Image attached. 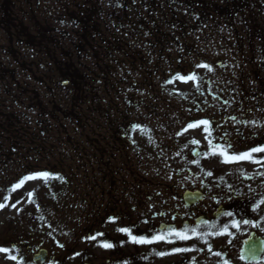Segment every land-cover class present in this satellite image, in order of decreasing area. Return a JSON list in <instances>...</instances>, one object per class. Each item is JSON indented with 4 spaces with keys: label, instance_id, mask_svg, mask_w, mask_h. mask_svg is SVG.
Returning <instances> with one entry per match:
<instances>
[{
    "label": "rangeland",
    "instance_id": "374dc122",
    "mask_svg": "<svg viewBox=\"0 0 264 264\" xmlns=\"http://www.w3.org/2000/svg\"><path fill=\"white\" fill-rule=\"evenodd\" d=\"M34 1L36 0H14V2L9 0L8 3L14 5L16 14L20 16L28 14L24 17L25 24H31L33 27L36 24L38 30L41 29V32L47 36L46 40L56 43L49 44L48 42L44 46V50L34 48L31 50L23 46L16 47V45L8 43L9 34L0 30V61L2 62L0 63V143L4 140L2 138H13L14 140L16 138H37L41 135L39 132L48 131V129H43L42 124L44 123L43 120H46L45 124L52 131L49 132V135H46L48 139L45 140L44 145L35 146L46 147L48 144H52V148L55 149V151H51V154H54V156H51L52 162H55L57 153L71 160L74 153L76 154L79 150L84 152L85 149H89L87 144L93 138L95 130L101 134L104 131L100 128L91 129V112L85 113L86 111H84L88 108L92 110L91 105L86 104L82 106V110H80L81 107L77 110L76 106L80 103L79 101L89 99L84 96L87 94L86 90L89 88L80 86V89L83 91L76 92L74 91L75 87L65 86L63 84L64 79L61 77L62 75L59 76V73L64 72L63 66L71 60L73 62L70 63L72 69H77L80 72L94 71L96 65L94 66L93 64L95 62L93 57H98V54L103 53L107 46H111V44L119 47L122 51V43L127 48L122 52H116L118 54L115 56L116 60L120 62L127 61L126 53L130 52L132 54L130 56H141L142 58L146 56L147 61H150L154 50H150L148 46L154 45H152V38L149 37L150 32L148 29L145 30L142 36L135 31L139 22L136 14L130 13L129 18H125L126 22L124 24L126 25L120 29V25L116 24L117 22H123L120 13L106 5L107 2L105 1L92 3L101 10L98 24L102 31L100 32L101 39L94 38L95 40L90 43L88 48L87 43H80V28L71 27L70 25V19L76 16L75 14L72 15V5L76 3L80 4L79 0L69 2L68 0H48L44 4L40 0L41 5L39 8L30 5ZM157 1L162 4L161 10L159 8L162 11L161 19L159 15L155 17V22L160 24L157 25V28L160 29L162 24H169V11L165 5L168 7L171 0ZM213 1L222 4L227 0ZM256 2L259 3V0H246V3L251 4L253 7ZM253 13L258 14L255 9H252L250 12L248 10L245 13L243 11L239 12L234 17L235 19L227 18L226 20H221L217 17L211 26V30L196 32L193 36L189 35L183 42L185 45L200 47L201 51L206 54L205 57L210 59V62L215 66H217V61L223 62L225 66H228L227 73L237 72L238 30L241 29V33L243 34V31L247 27L244 26L242 18L249 14L253 15ZM28 16H30L32 22L29 21ZM149 16L143 17V14H141L142 20L147 18V22ZM177 16L183 17L180 13ZM150 18H153V16H150ZM150 21L152 24L154 23L153 19ZM32 26H30L31 29ZM258 29L264 34V26H260ZM36 31L34 29L32 31L33 34ZM161 36L163 38L168 37L166 35ZM140 37L141 39L137 40ZM180 49L181 51L178 53V50L175 51L172 47L166 53L167 60L174 61V65H176L179 56H182L180 55L182 48ZM185 58L183 57V60ZM5 67L7 71L3 72ZM119 67H123V65L119 64ZM161 67L165 68L166 71L169 69V66H164L163 64ZM193 70L198 74L208 75V71L202 68H186V72L188 73ZM117 72L116 75L121 77L124 75L125 70ZM210 74H213V71ZM116 75L111 77L110 87L114 85L119 91L126 90L118 83ZM172 75L173 72L171 70L169 74L163 76L165 77L164 80L172 79ZM92 82L90 80L91 84ZM96 82L98 81L96 80ZM164 87L166 89H174L176 92H185L186 90L193 89L194 85L192 82L181 83L176 81L171 84L165 83ZM77 112L81 114L82 118V123L79 124L67 118V113L73 115ZM85 114L88 115V119H91L90 121L84 118ZM165 119L162 118V121L166 122ZM131 120H134L133 115L131 116ZM86 123L89 129L85 127ZM16 134L21 135V137H15ZM169 154L167 153L166 155ZM203 161H200L202 168L204 166ZM26 162H29V160ZM13 163L3 166V171L0 173V197L7 195V189L17 181L12 176L14 174L18 175L20 170L17 171L16 164ZM69 164L72 167L70 170L72 174L71 183L68 185V188L72 189L71 192L65 194L67 192L66 184L68 178L53 177L51 175V178L47 182L43 180L26 181L22 189L11 194L9 203H14L17 199H20L22 202L18 207L23 209V211H17L11 207L0 210V247L12 249L8 254L0 253V264H28L32 262V255L24 245L19 244L18 247L11 246V242L18 243L24 239H29L30 246L32 243L36 246L37 242L41 244L44 241L42 245L50 250L51 255L52 253L57 254L55 259L51 260L50 257L43 264H82L80 262L84 261L91 264H114L109 262V252L111 250L98 246V241L102 238L101 236L96 241L83 239V237L93 235V233L86 230L83 232V226L86 224L85 213L88 204H82L80 197L89 192L91 176L94 177V175L91 171L83 172V169H78L73 162ZM94 174L99 179L98 184L100 186L95 190V198H97L100 194V188H105V191H107L108 185L106 182H100L101 179L98 173L94 172ZM73 179L75 181H72ZM44 184H47L45 191L48 193V201L42 203ZM29 191L34 192L32 199L35 203H28L27 192ZM100 203L101 201L98 200L97 204L99 205ZM98 212H100V208H98ZM100 220L98 219V221ZM43 224L46 227H43ZM42 229L45 230L44 236L41 234ZM230 231L234 233L235 229H230ZM17 236L19 237L17 238ZM233 236L219 235L209 238L212 246H219L221 244L224 246V252L226 251L227 253L229 250L230 256L233 257L229 261L230 264L237 263L234 255H232L236 246V242L232 240ZM229 240H231V243H229ZM194 244L198 248L204 247L205 251L202 253L190 251L189 255L191 253V259L196 257L197 261V258H203L204 253L205 255L209 254L206 250V245L195 241L190 247ZM59 245H63V247ZM130 245L133 248L135 244L130 243ZM154 245H140L141 251L133 253V257L130 256V260L127 259L128 264H167L166 260L170 256L165 260L162 257H160V260H157V256L153 253L154 249H151ZM212 248L217 249V247ZM76 253L80 255H76ZM177 254H180L178 258H182L181 256L184 253ZM11 255H16L18 259L16 261L9 259L8 257ZM145 256H147V259H144ZM220 259L210 254L206 259L204 258L203 263L199 264H213L214 261L217 262ZM259 264H264V262Z\"/></svg>",
    "mask_w": 264,
    "mask_h": 264
},
{
    "label": "flooded vegetation",
    "instance_id": "af4514ba",
    "mask_svg": "<svg viewBox=\"0 0 264 264\" xmlns=\"http://www.w3.org/2000/svg\"><path fill=\"white\" fill-rule=\"evenodd\" d=\"M262 68L264 65L261 66ZM251 71L249 75L256 79L255 87L242 88L241 77L246 72L240 69L238 74L240 87H238V91H235L233 98L236 103L230 107L229 111L210 110V119L221 121L218 124L220 126L217 125L212 129L213 143H229L232 146L229 150L237 153L239 149L247 150L252 146L264 143V74H260L262 72L257 66L251 67ZM219 92L225 94L226 90H219ZM230 116L237 117V121L256 120L258 123L256 126L245 125L230 120ZM111 119L113 122L111 120L112 124L109 126L112 138L108 147L110 163H108L107 192L111 217L121 216L122 221L125 222L124 219L129 217L130 210L141 217L142 214H147V207L155 206L157 207L155 214L158 215H155V219L150 222V228L158 229L164 224H170L179 229L185 223L195 226L198 224L196 220L204 217L208 218V222H217L219 218H214L217 209L231 210L236 214L237 219L241 217V214L244 218L253 220H258L261 215H264V207L259 210V213H254L250 209L251 197L253 195L258 197L259 194L264 193V177L257 175L258 172L264 171V168L249 161H242L232 166L221 161L217 174L214 169L209 168L200 179L198 175H194L190 171L187 174H180L181 170L175 168L170 171V174H166L167 177H171L168 181L161 178L162 170L159 174V170L155 169L152 171L155 184L148 183L146 180L147 169L144 164L146 152H141L146 147V143L139 148L132 147L130 143V135L135 134L137 129H139V133L141 132L140 128H134L133 125L141 126V124L128 120L116 122L118 119L114 115ZM228 120L231 124L225 123ZM141 140V136H139V141ZM137 152L139 165L135 166L132 164L131 157L132 155L135 157ZM211 157L207 158L210 160ZM247 167H250V170H246ZM207 171H212L213 175L206 176ZM185 177H189V179H185ZM201 181H204L208 188L202 187ZM228 185L234 189L232 193L228 192ZM249 186L255 190L254 193L249 191ZM214 187H216V191L213 190ZM200 188L206 192L205 198L193 206H188L183 200V192ZM147 189L151 191L150 194H147ZM237 190L241 193L240 195L236 194ZM229 195L232 196L231 200L227 199ZM213 197L219 199L220 202L217 203ZM131 198L134 199L133 206H131ZM228 219L230 220V218ZM247 231L248 227L245 228L242 225V229L236 232L234 239L238 241L240 234L247 233ZM123 239L127 240V237L123 236ZM191 241H177L176 245L178 246L181 242L183 246L189 247ZM173 246L163 242L157 245L158 251L167 250Z\"/></svg>",
    "mask_w": 264,
    "mask_h": 264
},
{
    "label": "snow or ice",
    "instance_id": "6c2138e0",
    "mask_svg": "<svg viewBox=\"0 0 264 264\" xmlns=\"http://www.w3.org/2000/svg\"><path fill=\"white\" fill-rule=\"evenodd\" d=\"M134 2V0H133ZM147 35V34H146ZM195 69H205L208 72L213 71L212 65L201 62L194 65ZM203 78L198 75V73L194 70L187 74H180L176 73L172 79L165 81V83L171 84L176 81H179L181 83H188L192 82L195 90L197 92H200L203 95V89L201 87ZM180 95H185L184 93H179ZM214 99H219V97L212 93ZM207 103V101H205ZM225 104L230 103L229 101H224ZM197 111H199V108L197 107ZM230 120L234 122H239L245 125H257L256 120H243V121H237V117L230 116ZM212 122L206 118L202 119H193L190 122H187L184 127L181 128L179 132L176 133L177 136L183 135L184 133H187L189 130H200L202 129L203 133H205V140L207 141L208 151H205L203 153L193 150V155L200 157L203 156L205 158L209 156H219L222 158V162L225 164H237L242 161H249L256 165H258L260 168H264V155L258 156L257 154H264V143L258 144L256 146H252L248 148L246 151L241 152H235V151H229L231 149V144L229 143H213V139L211 138L212 135V128H211ZM220 126V125H218ZM134 128H140V125H133ZM227 135V133H225ZM190 144L192 145H199L201 142L197 139H191ZM187 147V145H185ZM177 156L180 155L179 152L176 153ZM190 163L195 164L197 166L200 165L199 159H193L190 161ZM51 173L44 170H28V174L23 175L22 177L18 178V180L11 185L9 189H7L8 194L3 195L0 197V210L11 207L13 209H16L17 211H23V209L19 208L18 205L21 204V200L17 199L14 203H9L10 197L12 193L17 192V190L22 189L25 186L26 181H32V180H43L47 182L51 178ZM213 175L212 171H207L206 176L211 177ZM257 175L264 177V171L258 172ZM62 178V177H61ZM251 179L252 177H246ZM171 179V177H169ZM185 179H189V177H185ZM201 185L204 188H208V185L204 183V181H201ZM227 190L229 193H232L234 189L231 185L227 186ZM249 191L254 193L255 190L251 189L249 186ZM237 195H240L241 193L237 190ZM34 196V192L29 191L27 192L28 197V203H35V201L32 199ZM213 199H216V197H213ZM227 199L231 200L232 196L229 195ZM216 202L219 203L220 200L216 199ZM264 207V193L259 194L257 197L256 195H253L251 197V204L250 209L254 213H259V210ZM218 215L222 217H228L230 220L228 222L223 223L222 226H218L215 222L209 224L207 220H201L198 224L195 226H190L187 223H185L181 228L177 229L174 226L170 224H164L160 228H151L147 234H134L133 233V227L134 226H124V227H118L115 229L116 232L124 234L127 237V242L135 244V245H153L160 242H163L165 244H171L174 245L170 249L167 250H160L156 251L153 250L154 255L159 257H164L168 255H173L177 253H187L190 251H197V252H204V247H196L195 244L192 247H179L175 246L177 241H189V240H195L198 242H201L203 245H206V250L208 253H211L215 257L221 258L217 261V264H230L229 260L223 258L224 254L221 251H213L212 244L209 242V237H215L219 235H227L229 237H232L234 235L233 232L230 231V229H235L237 231H240L243 226H252V227H259L260 222L264 221V215H261L259 217V220H253L244 218V216L241 214V217L239 219L236 218V214L231 210H217ZM158 215V214H155ZM119 217H108V220L110 222H116L119 220ZM175 219V217H173ZM143 223L148 224V220H144ZM202 225L207 226V230L202 228ZM51 227V225H49ZM261 231H264V228H261ZM104 233L97 232L93 235L83 237L85 240L90 241H96L98 237L103 236ZM253 238L249 236V239L245 241V243H249ZM126 241L121 240L119 241V246H123ZM229 243H231V240H229ZM260 244L262 246V250H264V239L260 241ZM60 247H63V245H59ZM100 247L103 249H112L117 246V244H114L113 242L109 240H103L100 241L99 244ZM12 251V249L7 247H0V253L8 254ZM256 248L255 245H252V248L250 249V253L252 254V259H255V253ZM76 255H80L79 253H76ZM9 259L16 261L18 257L16 255H11L8 257ZM241 260L245 259V255L241 254L239 257ZM144 259H147V256L144 257ZM121 264H128L127 260L122 261ZM190 264H197L196 257L192 258V261Z\"/></svg>",
    "mask_w": 264,
    "mask_h": 264
}]
</instances>
